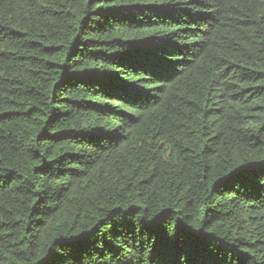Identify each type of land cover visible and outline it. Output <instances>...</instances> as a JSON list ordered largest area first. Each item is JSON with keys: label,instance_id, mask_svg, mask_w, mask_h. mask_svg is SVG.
Listing matches in <instances>:
<instances>
[{"label": "trees", "instance_id": "trees-1", "mask_svg": "<svg viewBox=\"0 0 264 264\" xmlns=\"http://www.w3.org/2000/svg\"><path fill=\"white\" fill-rule=\"evenodd\" d=\"M0 264H264V0H0Z\"/></svg>", "mask_w": 264, "mask_h": 264}]
</instances>
